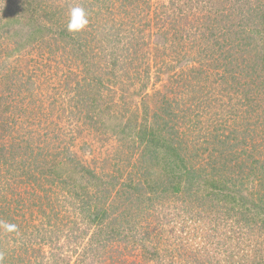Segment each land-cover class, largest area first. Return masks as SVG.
<instances>
[{
    "label": "rangeland",
    "instance_id": "374dc122",
    "mask_svg": "<svg viewBox=\"0 0 264 264\" xmlns=\"http://www.w3.org/2000/svg\"><path fill=\"white\" fill-rule=\"evenodd\" d=\"M260 5L0 0V262L264 264Z\"/></svg>",
    "mask_w": 264,
    "mask_h": 264
},
{
    "label": "trees",
    "instance_id": "16d2710c",
    "mask_svg": "<svg viewBox=\"0 0 264 264\" xmlns=\"http://www.w3.org/2000/svg\"><path fill=\"white\" fill-rule=\"evenodd\" d=\"M261 6V5H260ZM264 8V6H261L260 7V9H263ZM264 10V9H263ZM263 18H264V14H263ZM6 124V121H2V122H0V129L1 130H3L4 129V125ZM182 135H180V136H178L177 137V144L175 145V146H170V150H175V149H177V145H178V147L179 146H181V145H183V143L185 142V143H187L188 141H187V139L188 138H186L185 140H184V138L182 137ZM179 139V140H178ZM183 148V147H182ZM188 159V158H187ZM180 162V161H182V159L180 158V155H179V151H175V152H173L172 153V159H171V161H170V163H171V166H168V167H171V169H169L170 170V172L172 173V177L174 178V179H176L177 177H178V179H182V177H183V174H184V172L182 173V171L180 170V166H179V163H177V162ZM215 163V162H214ZM174 166V167H173ZM212 167V169H214V166L212 165L211 166ZM186 170H188V169H186ZM191 170L193 171V172H195L196 170L198 171V167H195V166H192L191 167ZM178 172H179V175H178ZM141 174H143V171L142 172H140ZM186 173V172H185ZM176 174L178 175L177 177H176ZM244 176V175H243ZM264 177L261 175H258V180L259 181H261L262 179H263ZM146 180H149V179H146ZM198 185V184H197ZM159 188V192H158V194L159 193H161V192H164V191H167V190H170L171 192H172V194H177L178 192H181V188H182V185L180 184V182L179 181H170V183L168 182V185H163L161 188H160V186H158L156 189H158ZM156 189H153L154 190V192L156 193ZM158 194H156V197H152V198H150V205H155L156 203H155V201L154 200H157L158 202H162V199H160V197L158 196ZM218 194H220V193H217V195ZM262 194H264V193H262ZM262 194H261V196H262ZM161 198H165V197H161ZM221 198L222 199H218V200H225V201H231L232 203H233V207L232 206H230V208H229V210H231V211H233V209H235L234 208V205H236L235 203H236V201H235V197L234 196H231V194H223V195H221ZM165 199H168V198H165ZM153 201V202H152ZM149 209V208H148ZM107 210V209H106ZM106 210L104 211V210H102L103 212L102 213H100V212H98L97 211V213L94 215L97 219H101L102 217H103V215H104V213L106 212ZM151 214V213H150ZM149 214V215H150ZM252 219H249V221H251ZM246 221L249 223V221H248V219H246ZM146 231L144 232V239L145 240H147V241H149V240H151L152 239V236H151V233L153 232V230H148L147 228L145 229ZM139 240H141V238L139 239ZM14 256V258L16 257V259H13V261H14V263L13 264H15L16 263V261H18L19 259L18 258H20V254H18V258H17V254H15V255H13ZM5 258H2V261L0 262V264H11L13 261H9V260H4ZM19 262V261H18ZM21 264H23V261H22V263Z\"/></svg>",
    "mask_w": 264,
    "mask_h": 264
},
{
    "label": "clouds",
    "instance_id": "9594fccd",
    "mask_svg": "<svg viewBox=\"0 0 264 264\" xmlns=\"http://www.w3.org/2000/svg\"><path fill=\"white\" fill-rule=\"evenodd\" d=\"M89 24L87 11L82 6H74L69 10V19L67 23V30L69 32H80ZM0 227L6 231H16L17 226L7 222L0 221Z\"/></svg>",
    "mask_w": 264,
    "mask_h": 264
}]
</instances>
